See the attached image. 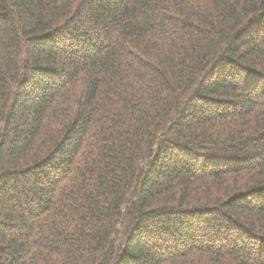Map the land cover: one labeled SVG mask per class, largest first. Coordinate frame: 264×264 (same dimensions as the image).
I'll return each instance as SVG.
<instances>
[{"label": "trees", "instance_id": "1", "mask_svg": "<svg viewBox=\"0 0 264 264\" xmlns=\"http://www.w3.org/2000/svg\"><path fill=\"white\" fill-rule=\"evenodd\" d=\"M0 264H264V0H0Z\"/></svg>", "mask_w": 264, "mask_h": 264}]
</instances>
